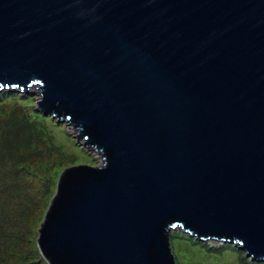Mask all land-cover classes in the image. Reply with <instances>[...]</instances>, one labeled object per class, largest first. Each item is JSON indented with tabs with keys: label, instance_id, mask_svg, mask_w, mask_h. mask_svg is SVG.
<instances>
[{
	"label": "water",
	"instance_id": "95a60500",
	"mask_svg": "<svg viewBox=\"0 0 264 264\" xmlns=\"http://www.w3.org/2000/svg\"><path fill=\"white\" fill-rule=\"evenodd\" d=\"M2 90L101 156L58 181L49 264H177L175 229L264 262V0H0Z\"/></svg>",
	"mask_w": 264,
	"mask_h": 264
},
{
	"label": "rangeland",
	"instance_id": "374dc122",
	"mask_svg": "<svg viewBox=\"0 0 264 264\" xmlns=\"http://www.w3.org/2000/svg\"><path fill=\"white\" fill-rule=\"evenodd\" d=\"M20 94L22 98L0 102L1 154L16 175L14 204L20 209L29 205L30 218L33 213L36 220L32 247L37 262L49 264L39 249L38 232L57 194L60 177L70 167L100 166L102 160L84 140L74 137L80 130L43 113L39 95ZM170 240L177 264H264L231 243L196 240L179 229L173 230Z\"/></svg>",
	"mask_w": 264,
	"mask_h": 264
},
{
	"label": "trees",
	"instance_id": "16d2710c",
	"mask_svg": "<svg viewBox=\"0 0 264 264\" xmlns=\"http://www.w3.org/2000/svg\"><path fill=\"white\" fill-rule=\"evenodd\" d=\"M20 96V93L2 90L0 102ZM21 121L24 123L23 119ZM4 160L0 145V264H42L37 262V251L32 247L36 220L33 213L30 218L29 205L20 209L14 204L12 194L16 190V175L11 166L5 165Z\"/></svg>",
	"mask_w": 264,
	"mask_h": 264
},
{
	"label": "clouds",
	"instance_id": "9594fccd",
	"mask_svg": "<svg viewBox=\"0 0 264 264\" xmlns=\"http://www.w3.org/2000/svg\"><path fill=\"white\" fill-rule=\"evenodd\" d=\"M208 241H210V240H208ZM219 242H221V241H219ZM222 243H224V242H222Z\"/></svg>",
	"mask_w": 264,
	"mask_h": 264
}]
</instances>
